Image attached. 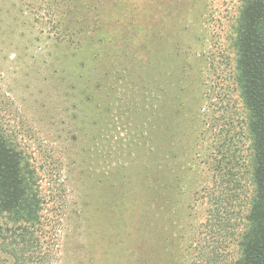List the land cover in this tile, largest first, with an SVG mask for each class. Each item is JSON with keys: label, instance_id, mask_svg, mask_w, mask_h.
<instances>
[{"label": "rangeland", "instance_id": "rangeland-1", "mask_svg": "<svg viewBox=\"0 0 264 264\" xmlns=\"http://www.w3.org/2000/svg\"><path fill=\"white\" fill-rule=\"evenodd\" d=\"M48 2L0 0V131L33 172L52 264H198L209 192L243 183L238 216L253 191L243 0H103L79 46Z\"/></svg>", "mask_w": 264, "mask_h": 264}, {"label": "trees", "instance_id": "trees-1", "mask_svg": "<svg viewBox=\"0 0 264 264\" xmlns=\"http://www.w3.org/2000/svg\"><path fill=\"white\" fill-rule=\"evenodd\" d=\"M107 1L113 7V0ZM102 2L49 0L57 37H77L73 44L79 46L81 37L96 34L101 29L97 21ZM238 34L243 95L253 136V191L240 216L235 209L243 183L238 187L237 181L222 180L219 193L209 192L212 206L205 224L216 245L211 251H199L198 264H264V0H243ZM40 209L33 172L25 169L21 151L0 131V215L7 216V222L0 219V252L15 264H52Z\"/></svg>", "mask_w": 264, "mask_h": 264}]
</instances>
